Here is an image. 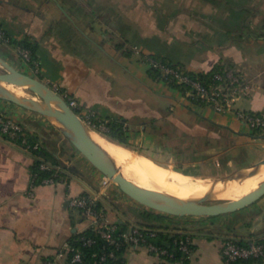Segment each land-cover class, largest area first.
<instances>
[{
    "label": "crops",
    "instance_id": "obj_1",
    "mask_svg": "<svg viewBox=\"0 0 264 264\" xmlns=\"http://www.w3.org/2000/svg\"><path fill=\"white\" fill-rule=\"evenodd\" d=\"M0 27L12 39L0 41V50L13 54L5 60L33 75L18 63L15 42L36 45L40 79L97 117L123 121L131 149L157 163L204 177L264 158V130L153 79L142 59L165 58L194 74L221 64L247 86L234 108L264 115V0H0ZM0 116L35 135L63 171L61 180L32 187L34 157L0 136V264H40L83 229L70 197L99 194L116 224L154 223L144 215L149 209L114 183L108 187H117L119 198L109 195L103 174L45 117L1 99ZM166 226L191 235L190 264H224L225 239L264 241V196L236 212L168 218ZM125 264L173 263L141 246L127 248Z\"/></svg>",
    "mask_w": 264,
    "mask_h": 264
},
{
    "label": "built area",
    "instance_id": "obj_2",
    "mask_svg": "<svg viewBox=\"0 0 264 264\" xmlns=\"http://www.w3.org/2000/svg\"><path fill=\"white\" fill-rule=\"evenodd\" d=\"M0 41L5 43H11L12 41L2 27H0ZM17 52L25 62H33L35 71H39V63L33 61L32 52L29 48L17 46ZM142 59L149 67L159 68L166 79L165 82L176 81L177 84L188 85L189 88L186 90V95L192 101L202 102L221 113L232 111L238 119L246 122L251 130H264V115L234 108L238 98L247 92V86L235 71L225 69L223 72L215 74V83H205L190 77L186 69H177L167 65L156 58V56L144 54ZM53 88L59 92L58 87L54 86ZM59 93L88 125L102 134L109 131L108 120L97 117L91 110L85 108L69 94ZM0 136L5 137L15 143L21 150L31 154L34 159L39 161L41 170L54 169L52 175L43 178L40 184H52L63 178L61 167L54 165L43 155L38 154V150L42 148L40 143L30 140L28 135L25 134L24 127L17 120L0 116ZM36 179L37 173L31 172L32 187L38 185ZM111 184H113V181L103 175L102 186L108 187ZM31 194L32 192H30ZM99 200V194L91 193L68 199L69 206L78 209L86 223V226L78 232L81 246H92L97 238L104 241L102 250L98 254V260L93 264H106L109 259L116 258V249L141 246L146 247L158 257L170 261L169 259L173 257L172 252L149 241L150 237L157 236L158 229L133 224L130 225L127 231L115 236L118 224L111 222L103 209L98 208ZM87 231H92L94 235H88ZM184 234V237L175 240V244L178 250L184 254V257L190 259L193 253V240L190 234ZM221 255L224 264H243L248 260L258 261L264 258V241L260 238L252 237L242 242L241 239L230 237L224 240L221 247ZM40 264H87V262L84 259L83 249L68 240L64 242L53 256L44 258ZM173 264H182V261Z\"/></svg>",
    "mask_w": 264,
    "mask_h": 264
},
{
    "label": "water",
    "instance_id": "obj_3",
    "mask_svg": "<svg viewBox=\"0 0 264 264\" xmlns=\"http://www.w3.org/2000/svg\"><path fill=\"white\" fill-rule=\"evenodd\" d=\"M0 66L3 69L0 72L1 100L45 117L98 171L110 178L123 193L148 209L171 216L215 217L246 208L264 196V180L237 199H223L219 196L227 190L229 184L261 172L264 168V158L225 177L213 179L214 183L223 184L217 195L206 192L201 196L180 197L169 192H155L142 187L123 173L116 159L95 140L93 133L106 136L88 125L51 85L16 68L2 57ZM8 85L21 87L32 93V96L17 94Z\"/></svg>",
    "mask_w": 264,
    "mask_h": 264
},
{
    "label": "bare ground",
    "instance_id": "obj_4",
    "mask_svg": "<svg viewBox=\"0 0 264 264\" xmlns=\"http://www.w3.org/2000/svg\"><path fill=\"white\" fill-rule=\"evenodd\" d=\"M8 87L17 94L26 95L21 87L14 85ZM93 137L116 159L129 179L151 191H165L180 197H191L201 196L206 192L217 195L223 187L221 182L214 183L213 179L195 178L157 163L146 155L136 153L99 133H93ZM263 180L264 168L255 176L229 184L227 190L219 196L223 199H237L256 188Z\"/></svg>",
    "mask_w": 264,
    "mask_h": 264
},
{
    "label": "trees",
    "instance_id": "obj_5",
    "mask_svg": "<svg viewBox=\"0 0 264 264\" xmlns=\"http://www.w3.org/2000/svg\"><path fill=\"white\" fill-rule=\"evenodd\" d=\"M15 43H16L15 44L16 46H22L24 48H29L32 52L33 61L38 62L37 56H36V50H37L36 45L29 42L27 39L22 40V41H18ZM156 58H158L161 62H163L167 65H171L177 69H185L184 66H182L179 63H172L171 61H169L165 58H161V57H157V56H156ZM31 63L33 64V62H31ZM225 69H226L225 66H223L221 64H217L209 72H206V73L194 74L190 71H188L187 73L190 77L199 79L205 83H215L216 82L214 80L215 74L218 72H223ZM148 72H149V75L153 79L166 81V79L162 75V71L159 68L150 67ZM168 84H170L172 87L180 89L184 93L189 88L188 85L177 84L176 81L168 82ZM196 102L203 104L202 102H199V101H196ZM108 126H109V131L103 133V135H105L107 138H109L110 140H112L118 144H121V145H124L126 147L131 148L129 143H128L127 133H126V130L124 128L123 121H121V120H108ZM255 131L260 132L261 129H256ZM25 134L28 135L30 140L38 141V139L35 135L30 134L26 130H25ZM38 154L43 155L47 160L51 161L54 165L58 164V161L51 154L47 153L43 148L38 150ZM31 172L37 173L36 183L40 184L41 180L43 178L49 177L52 175V173L54 172V169L41 170L39 168V161L34 159V164L32 166ZM98 208L99 209L101 208V205L99 203H98ZM144 215H146V217L149 218L150 220L154 221L153 224H148L145 227L155 228V229L159 230L157 236L150 237L149 241L156 244V245H159L161 247L167 248L170 252H172L173 257L171 259H169L172 263L182 261V264H190V259L185 258L184 254L180 250H178V248L175 244V240L184 237L185 234L180 233V232L169 231V229H168L169 227L166 226V221H167L169 216L167 214L157 213V212H153L150 210H147L144 213ZM129 227H130V225L127 222L118 223V230L115 233V236H118L120 233L127 231L129 229ZM87 234L91 235V236L94 235L92 231H87ZM78 238H79V234L76 233L73 237H71L69 239V241L71 243L77 245V246H80L83 249L84 259L87 262V264H93L94 262H96L98 260V254L102 250L104 241L97 238L96 242L92 246H85V247L83 246L82 247L81 241H79ZM241 241L245 242V240H241ZM192 246L194 247V245H192ZM126 250H127V248H124V247L121 249H116L115 250L116 258L109 259L106 264H125V252H126ZM248 261H254V260H248Z\"/></svg>",
    "mask_w": 264,
    "mask_h": 264
},
{
    "label": "rangeland",
    "instance_id": "obj_6",
    "mask_svg": "<svg viewBox=\"0 0 264 264\" xmlns=\"http://www.w3.org/2000/svg\"><path fill=\"white\" fill-rule=\"evenodd\" d=\"M11 53V52H10ZM10 53H6V52H4L3 50H0V57H6V56H8ZM13 54L11 53L9 56H12ZM19 64H23L24 66H26L28 69H31L32 70V73H33V76H35V77H37V78H39L40 76H39V73H36L35 72V68H34V65L32 64V63H29V62H25L23 59H20V61L18 62ZM14 64V63H13ZM39 69H40V67H39ZM3 71V69H2V67L0 66V72H2ZM25 72H27V71H25ZM24 90V92H25V94L26 95H28V96H32V93H30L29 91H27V90H25V89H23ZM264 132V131H263ZM129 148V147H128ZM131 149V148H130ZM132 151H134V152H136V153H139V151H138V149H131ZM140 154H142V153H140ZM144 155V154H143ZM148 157V156H147ZM150 158V157H149ZM165 166H168V167H171V168H173V169H176L177 168V166H175V167H172V166H169V165H165ZM94 167V166H93ZM178 170V169H177ZM238 170V169H237ZM181 171V170H180ZM236 171V170H235ZM235 171H231V172H228L226 175H224V173H222V174H213V173H210V174H208L207 175V173H204V175H202V176H204V177H201V176H195V175H190V174H188V173H186L185 171H182V172H184V173H186L187 175H189V176H192V177H195V178H206V179H208V178H210V180L211 179H216V178H220V177H225V176H227V175H229V174H231V173H233V172H235ZM208 178H207V177ZM102 183V182H101ZM113 185V184H112ZM114 187V186H113ZM113 187H108L107 188V193L109 194V195H112L113 196V198H119V191H118V189H117V187L116 188H113ZM148 209V208H147ZM149 210H151V209H149ZM151 211H153V212H157V211H154V210H151ZM157 213H161V212H157ZM169 217L168 218H170V219H175V218H190V217H188V216H171V215H168ZM191 218H193V217H191Z\"/></svg>",
    "mask_w": 264,
    "mask_h": 264
}]
</instances>
